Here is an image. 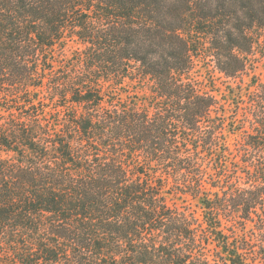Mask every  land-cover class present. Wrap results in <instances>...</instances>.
Masks as SVG:
<instances>
[{"label": "trees", "instance_id": "trees-1", "mask_svg": "<svg viewBox=\"0 0 264 264\" xmlns=\"http://www.w3.org/2000/svg\"><path fill=\"white\" fill-rule=\"evenodd\" d=\"M262 36L264 0H0V264H264V82L240 119L196 71Z\"/></svg>", "mask_w": 264, "mask_h": 264}, {"label": "rangeland", "instance_id": "rangeland-1", "mask_svg": "<svg viewBox=\"0 0 264 264\" xmlns=\"http://www.w3.org/2000/svg\"><path fill=\"white\" fill-rule=\"evenodd\" d=\"M261 42L262 45H260L259 47H257L255 49V58L256 60V66L255 69L252 71H249L251 73H249V75L247 74H243L242 76L240 75L237 79H228L220 74H218L216 71H214L213 67L207 66V67H197V72H199L200 75H206L207 77L215 75L216 81L218 83V87H220L221 92L227 93L229 91V87L231 88H235L237 89V86L243 87L244 93L243 95H239V94H235L233 96L228 95V99L229 101H226L227 103V107L231 110H234V112H236V114H238L240 116V119L243 118L245 112H246V105L247 102L249 100V97L246 93V89L248 88L250 82H251V77L255 76L258 79H260L261 81L264 82V36H262L261 38ZM75 44L74 43H70L68 46V51L70 53V55H72L73 51L75 50ZM144 92H140L139 95L141 97H145ZM52 112L50 111L49 113H54V108L51 107ZM48 113L47 117H45L44 119L49 120L51 117L49 116L50 114ZM236 125V124H235ZM238 128L242 127L240 124H237ZM237 128V126H236ZM237 128V129H238ZM241 136L235 135L231 138H229V143L232 146L233 149V153L231 155L232 161H235V159L238 158L239 156V152H238V148L241 145ZM233 172V168L229 169V172ZM173 202H177L178 205H184L182 200H177V201H171V203ZM193 209H196L199 212H201L200 206H197L198 202L197 201H193ZM252 230H247L246 232H243V236L245 238L252 237Z\"/></svg>", "mask_w": 264, "mask_h": 264}]
</instances>
